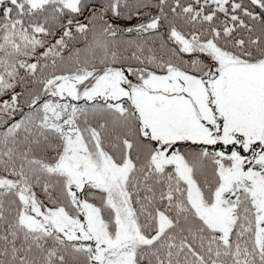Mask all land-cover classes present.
Returning <instances> with one entry per match:
<instances>
[{"label": "snow or ice", "instance_id": "6c2138e0", "mask_svg": "<svg viewBox=\"0 0 264 264\" xmlns=\"http://www.w3.org/2000/svg\"><path fill=\"white\" fill-rule=\"evenodd\" d=\"M0 264H264V0H0Z\"/></svg>", "mask_w": 264, "mask_h": 264}]
</instances>
